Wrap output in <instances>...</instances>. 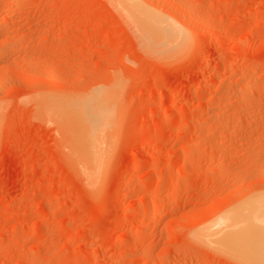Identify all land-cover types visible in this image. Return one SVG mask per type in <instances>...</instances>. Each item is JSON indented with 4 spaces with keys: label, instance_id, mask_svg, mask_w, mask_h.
<instances>
[{
    "label": "rangeland",
    "instance_id": "374dc122",
    "mask_svg": "<svg viewBox=\"0 0 264 264\" xmlns=\"http://www.w3.org/2000/svg\"><path fill=\"white\" fill-rule=\"evenodd\" d=\"M118 2L0 0V264H264V0Z\"/></svg>",
    "mask_w": 264,
    "mask_h": 264
},
{
    "label": "bare ground",
    "instance_id": "6f19581e",
    "mask_svg": "<svg viewBox=\"0 0 264 264\" xmlns=\"http://www.w3.org/2000/svg\"><path fill=\"white\" fill-rule=\"evenodd\" d=\"M15 1H23V0H14V2ZM116 2L117 1H119L118 2V4H121L128 12H131V13H133L134 11L136 12L139 8H138V5L135 3V1H133V0H115ZM120 5V7H122ZM141 7V6H140ZM123 9V8H122ZM141 9V8H140ZM145 10V9H144ZM2 11V10H1ZM138 13H139V11H138ZM141 13V12H140ZM127 14V13H126ZM148 14V16L150 17V15H149V12L147 13ZM151 14V13H150ZM145 15V14H144ZM135 16V15H134ZM146 16V15H145ZM144 16V17H145ZM155 17H157V16H155ZM143 18V17H142ZM151 18V17H150ZM149 18V19H150ZM138 19V18H137ZM147 19V18H146ZM158 19V18H157ZM139 21H141L140 19H139ZM157 21V20H156ZM144 22V21H143ZM147 22V21H146ZM139 23H141V22H139ZM157 22H155V20L153 21V19H151V21L150 20H148V28L150 29V30H156V29H159L158 27H160V26H158V24H156ZM159 23V22H158ZM163 24V26L164 27H166V28H162V27H160L161 28V30H159V34H160V37L158 38V42H159V44L161 45V47L163 48V47H167V46H169L171 43L173 44L174 42L176 43L178 40L180 41V35H178V33L176 34V33H174L176 30L172 27H170L169 26V24H165L164 22L162 23V20H161V24H159V25H162ZM165 24V25H164ZM167 26H169V27H167ZM145 28V27H144ZM148 29V30H149ZM175 30V31H174ZM149 32V31H148ZM176 32H178V31H176ZM156 33V32H155ZM158 33V32H157ZM148 34V33H147ZM152 34H153V32H152ZM155 35H157V34H155ZM155 40H157L156 38H155ZM174 46V45H173ZM165 50V49H164ZM168 50V49H167ZM249 89V88H248ZM250 90V89H249ZM245 91V90H244ZM248 91V90H247ZM246 92V91H245ZM250 92V91H249ZM72 105V104H71ZM66 107H68V106H66ZM69 108H71L72 110H66L65 109V107L64 106H61V108H60V113H61V117L63 118V120H64V122L66 123V125L67 126H70V127H68V129L70 130V128L71 127H73V128H75V129H77V134H78V137H77V135H76V133L74 134V135H76V138H74V139H76L77 141L79 140V141H81V139L84 141H86V142H88V143H90L88 146H90L91 145V147L94 145H96V143H94V141H95V139L97 140V135H98V119H99V117L101 116V115H99V114H97V113H86V109L85 110H83V109H80L79 108V110L77 109V107H71V106H69ZM69 108H67V109H69ZM98 122V123H97ZM72 132H74V131H72ZM72 134V133H71ZM74 135H71L72 137L74 136ZM70 137V136H69ZM71 137V138H72ZM74 142H75V140H73ZM77 142V144L79 145V147H80V142ZM86 142H84V143H86ZM97 142V141H96ZM81 143H82V141H81ZM94 143V144H93ZM87 144V143H86ZM77 145V146H78ZM97 145H98V142H97ZM93 146V147H94ZM81 147H83V145L81 144ZM85 148H87L86 147V145H85ZM85 148H84V150H85ZM95 149V148H94ZM154 209V208H153ZM240 215V214H239ZM242 217V216H241ZM227 220H229V219H227ZM227 224V223H226ZM241 224V223H240ZM240 224L239 223H236V224H234V225H230L229 227L230 228H232V227H235L236 226V229L235 230H238V231H236L235 232V230H233L234 232H235V237H233V238H235L236 239V241H240V244H242V242H244V240H243V238L244 237H242V236H240L238 233H239V231L241 230L240 228H242L241 226H240ZM232 231V230H231ZM222 232V231H221ZM227 236V235H226ZM230 237H231V233H230ZM222 239H223V237H222Z\"/></svg>",
    "mask_w": 264,
    "mask_h": 264
}]
</instances>
